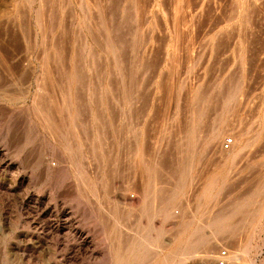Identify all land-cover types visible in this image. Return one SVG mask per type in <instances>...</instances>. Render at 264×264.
<instances>
[{
  "label": "rangeland",
  "instance_id": "374dc122",
  "mask_svg": "<svg viewBox=\"0 0 264 264\" xmlns=\"http://www.w3.org/2000/svg\"><path fill=\"white\" fill-rule=\"evenodd\" d=\"M222 250L264 264V0H0V264Z\"/></svg>",
  "mask_w": 264,
  "mask_h": 264
},
{
  "label": "bare ground",
  "instance_id": "6f19581e",
  "mask_svg": "<svg viewBox=\"0 0 264 264\" xmlns=\"http://www.w3.org/2000/svg\"><path fill=\"white\" fill-rule=\"evenodd\" d=\"M41 10V9H40ZM48 61V60H47ZM46 64V63H45ZM118 65V64H117ZM48 76V75H47ZM64 94V93H63ZM39 97V96H38ZM37 97V98H38ZM69 98V97H68ZM126 98V97H125ZM68 102V101H67ZM45 104V103H44ZM67 104V103H66ZM79 104V103H78ZM65 105V104H64ZM38 111V110H37ZM64 111V110H63ZM39 112V111H38ZM48 112V111H47ZM61 113V112H60ZM48 114V113H47ZM63 114V113H62ZM49 115V114H48ZM196 115V114H195ZM46 116V115H45ZM49 127V126H48ZM68 134V133H67ZM71 137V136H70ZM211 137V136H210ZM221 137H222V133H221V131L219 132V131H215V133L212 135V137L210 138V140H209V143H212V144H214V145H216L217 146V143H219V140L221 139ZM71 140V139H70ZM237 143V142H236ZM235 143V144H236ZM68 145V144H67ZM233 145V144H232ZM242 145V144H241ZM235 145H233V146H231V147H234ZM236 147V146H235ZM238 148L237 149H235V148H232L233 149V155H237V154H239L240 152H242V150H243V147L242 146H237ZM240 147V148H239ZM235 149V150H234ZM231 150V149H230ZM231 152V151H230ZM229 152V153H230ZM229 156H230V154H229ZM232 158H233V156H232ZM199 184V183H198ZM174 195V194H173ZM160 200V199H159ZM163 203V202H162ZM154 206V205H153ZM156 208V207H155ZM221 215V214H220ZM212 217V216H211ZM154 234V233H153ZM161 239V238H160ZM146 243V242H145ZM148 244V243H147ZM152 245H154V243L152 244ZM151 247V246H150ZM153 248H154V246H152ZM155 247H158V244L156 243L155 244ZM159 248V247H158ZM228 249H229V247H228ZM145 247L144 246H139V248H138V250H137V252H136V255L134 256L135 258H139V257H142V256H144L145 255ZM154 250V249H153ZM155 250H156V248H155ZM147 251V250H146ZM213 252V251H212ZM215 252V251H214ZM147 254V253H146ZM209 254V253H208ZM212 255V254H211ZM211 255H209V259L210 258H212V256ZM154 256V258L156 259L155 261H156V263L155 264H183V259H181V258H179L178 257V254H176V253H171V254H169V255H165V256H163V255H160L159 254V257H155V255H153ZM158 256V255H157ZM161 256V257H160ZM208 256V255H207ZM219 257H220V255H218ZM214 257V256H213ZM218 257V258H219ZM229 257H230V255H229ZM134 258V259H135ZM233 258V257H232ZM235 258H236V256H235ZM120 259V258H119ZM213 259V258H212ZM229 259V258H228ZM122 260V259H121ZM145 260V259H144ZM216 260H217V258H216ZM207 261V260H206ZM215 261V260H214ZM229 261V260H228ZM241 261V260H240ZM154 262V261H153ZM241 263V262H240ZM240 263H238V264H240ZM243 264V263H242Z\"/></svg>",
  "mask_w": 264,
  "mask_h": 264
},
{
  "label": "built area",
  "instance_id": "2783aa9c",
  "mask_svg": "<svg viewBox=\"0 0 264 264\" xmlns=\"http://www.w3.org/2000/svg\"><path fill=\"white\" fill-rule=\"evenodd\" d=\"M231 144H232V140L230 138L224 140L223 142V146L225 149L230 148ZM228 258H229L228 251L222 250L220 253V257L217 259V264H230V262H228Z\"/></svg>",
  "mask_w": 264,
  "mask_h": 264
}]
</instances>
